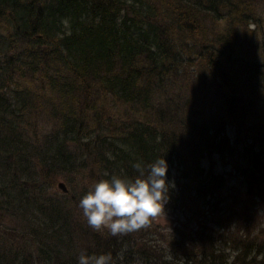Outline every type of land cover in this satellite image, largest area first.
Here are the masks:
<instances>
[{
  "label": "trees",
  "instance_id": "16d2710c",
  "mask_svg": "<svg viewBox=\"0 0 264 264\" xmlns=\"http://www.w3.org/2000/svg\"><path fill=\"white\" fill-rule=\"evenodd\" d=\"M254 4L0 0V208L19 217L37 264H78L81 253H111L116 264H264V37L250 56L239 43L260 19ZM192 64L209 80L208 114L173 88ZM40 114L53 119L42 134ZM158 158L176 182L166 205H199L218 227L188 243L156 222L124 236L94 231L81 198ZM219 163L238 171L259 226L237 233L226 223L231 187ZM58 176L66 192L54 188ZM16 251H0V264L33 263Z\"/></svg>",
  "mask_w": 264,
  "mask_h": 264
},
{
  "label": "rangeland",
  "instance_id": "374dc122",
  "mask_svg": "<svg viewBox=\"0 0 264 264\" xmlns=\"http://www.w3.org/2000/svg\"><path fill=\"white\" fill-rule=\"evenodd\" d=\"M254 5L257 12H262L261 14H258L260 19L256 20V24L251 23L246 27L245 32H247V35L244 37L242 36L241 41L239 42L240 46H242L243 53L247 56L252 54L253 46L256 43L255 40L264 37V0H255ZM255 29L258 32L253 31ZM257 58L261 59L260 57ZM200 70L202 69H199L196 65H189L186 75L182 76V74L179 76L178 82L176 83L177 88H173L180 91L179 98L181 100L192 99L191 101H193L194 104L197 103L198 108H200V103L204 101L208 108L204 104L203 108L206 109L205 114H208L209 106L213 97H211L210 93H208L209 80L208 78H203L204 76L201 77L202 75ZM169 88L170 86L160 94L162 99L169 98L170 96L173 97L175 91L172 90V88L167 91ZM139 116H141V114ZM52 120L53 119L49 117L41 115L38 125L44 129L40 131V134H42L45 130H48L50 127L52 128ZM31 127L34 129L35 125H31ZM222 165V163H219L217 165V169L219 171L226 172V176H228L230 180L229 184L231 187L230 191L225 194L227 202H230L232 205V211H230L228 217H226V223L231 225V230L233 232L244 233L246 227L251 228V226L254 225H256V227L259 226L262 222L261 219L263 214L261 209L259 210L257 208L256 204L253 205V203L249 202L246 206V202L244 201L246 196L241 187L242 183L239 180L238 171L231 167V163H227L224 166ZM58 180H62L64 182L61 178ZM54 188L57 189L56 186H54ZM245 206H250L249 210H246ZM7 210L8 209H3L2 207L0 208V251L4 253L9 252L11 249H17L16 253L18 257L23 258L24 249L26 248V252L28 253L30 250H33V246L25 239L27 237L24 235V229L22 228L23 224L20 222L19 217L15 218L9 213H6ZM248 214L250 216L246 218ZM212 220V218L209 219L208 209L204 211L201 210V207L199 208V205L186 203V207L184 209H173L172 207L166 205L164 214L157 218L154 222H156V224L161 228L164 237L168 231V233H172L176 236V239H179V241L188 243V241H195L200 238L198 231L208 232L209 226L214 228L218 227L219 223H213ZM258 222L260 223L258 224ZM156 231L159 230L156 229ZM31 251L28 255L25 252L27 255L25 259H27V262H30L31 259L34 264H37L35 254H32ZM181 264L184 263L181 262Z\"/></svg>",
  "mask_w": 264,
  "mask_h": 264
},
{
  "label": "clouds",
  "instance_id": "9594fccd",
  "mask_svg": "<svg viewBox=\"0 0 264 264\" xmlns=\"http://www.w3.org/2000/svg\"><path fill=\"white\" fill-rule=\"evenodd\" d=\"M63 23L67 25L68 21ZM133 168L138 172L135 178L112 176L110 180H101L81 198L79 207L94 231L107 229L112 236H124L150 228L164 214L169 191L176 188L175 179L168 178L167 159L158 158L146 166L137 162ZM117 256L123 259L122 252ZM78 264H116V261L111 253H81Z\"/></svg>",
  "mask_w": 264,
  "mask_h": 264
},
{
  "label": "water",
  "instance_id": "95a60500",
  "mask_svg": "<svg viewBox=\"0 0 264 264\" xmlns=\"http://www.w3.org/2000/svg\"><path fill=\"white\" fill-rule=\"evenodd\" d=\"M56 187L61 189L62 192H66L67 191L63 181L58 180V182L56 183Z\"/></svg>",
  "mask_w": 264,
  "mask_h": 264
}]
</instances>
